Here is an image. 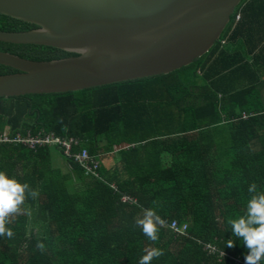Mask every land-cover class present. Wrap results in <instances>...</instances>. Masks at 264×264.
<instances>
[{"label":"trees","instance_id":"1","mask_svg":"<svg viewBox=\"0 0 264 264\" xmlns=\"http://www.w3.org/2000/svg\"><path fill=\"white\" fill-rule=\"evenodd\" d=\"M36 27L0 14V31ZM0 50L75 55L4 41ZM48 134L73 139L71 153L86 151L96 175L60 145L20 141ZM0 171L39 193L8 225L13 237L0 236V264H139L152 247L163 255L151 264H245L226 220L244 213L250 184L264 191V0H243L210 50L172 72L0 97ZM147 208L163 221L156 242L135 223Z\"/></svg>","mask_w":264,"mask_h":264},{"label":"water","instance_id":"2","mask_svg":"<svg viewBox=\"0 0 264 264\" xmlns=\"http://www.w3.org/2000/svg\"><path fill=\"white\" fill-rule=\"evenodd\" d=\"M243 0H0V14L37 26L0 41L75 55L34 60L0 50V97L58 94L150 77L207 53Z\"/></svg>","mask_w":264,"mask_h":264},{"label":"clouds","instance_id":"3","mask_svg":"<svg viewBox=\"0 0 264 264\" xmlns=\"http://www.w3.org/2000/svg\"><path fill=\"white\" fill-rule=\"evenodd\" d=\"M247 191L250 197L244 213L229 216L226 223L233 235L240 238L247 248L245 264H261L264 261V191H258L255 182L249 185ZM38 195V191L32 189L28 183L20 182L5 171H0V236L13 237L14 232L8 225L15 216L22 214L25 201L29 197L36 199ZM135 223L149 240L158 241V225L163 221L154 208L144 209L143 215L137 217ZM37 246L41 249L44 247L43 244ZM226 246L232 248L235 244L229 239ZM145 253L139 264H151L153 259L163 255V250L152 247L145 249Z\"/></svg>","mask_w":264,"mask_h":264},{"label":"built area","instance_id":"4","mask_svg":"<svg viewBox=\"0 0 264 264\" xmlns=\"http://www.w3.org/2000/svg\"><path fill=\"white\" fill-rule=\"evenodd\" d=\"M239 18V16H238ZM25 142V144H28L30 147L35 148L36 145H60V147L63 149V155L71 158L75 163L80 164L84 170L85 174H95L96 175V169L98 168V163L93 162L90 157L88 156L86 151H82L80 153L72 154L71 153V147L73 144H76V142L73 139L68 140H62L59 137H55L52 134H48L46 136L40 137H31L29 136L25 140H21ZM89 161V164H88ZM172 227L177 229L176 224H172Z\"/></svg>","mask_w":264,"mask_h":264},{"label":"rangeland","instance_id":"5","mask_svg":"<svg viewBox=\"0 0 264 264\" xmlns=\"http://www.w3.org/2000/svg\"><path fill=\"white\" fill-rule=\"evenodd\" d=\"M56 158H58V157H56ZM111 165V164H110Z\"/></svg>","mask_w":264,"mask_h":264}]
</instances>
